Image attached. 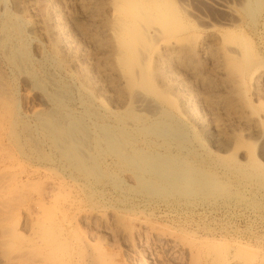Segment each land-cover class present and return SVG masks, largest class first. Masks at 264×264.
Here are the masks:
<instances>
[{"label":"bare ground","instance_id":"6f19581e","mask_svg":"<svg viewBox=\"0 0 264 264\" xmlns=\"http://www.w3.org/2000/svg\"><path fill=\"white\" fill-rule=\"evenodd\" d=\"M9 1L16 20L21 19V14L32 17L28 24L36 49L40 52L42 45L47 47L54 60L56 58L64 66L71 67L69 75L87 98V102L82 104H98L101 111L105 110V115L99 117L105 124V131H108L100 136L102 140L96 138L100 144L105 141L111 151L118 155L120 162L115 160L114 164L126 174L127 180L134 179L133 174L147 191L155 194L160 191L179 195L184 193L191 197L199 193L209 195L213 188H222L225 185L223 180L227 181V176L233 171L231 167L243 170L242 167L246 165L244 170L247 173L253 172L264 181V163L259 159L264 158V1L211 0L214 8L219 10L215 8V11L222 15L219 18L198 15L199 19H194L197 16L194 14L191 17L187 4H182L183 0H48L41 11L36 4L42 0H31L35 3L29 0ZM261 12L262 18L257 22ZM68 20L73 24L72 34L75 33L77 42L68 33ZM73 84L76 85L75 82ZM2 86L0 83V92L2 88L7 91L6 85L5 88ZM57 100L54 102L57 103ZM6 101L1 94L0 128L5 130L6 125L9 129L14 124V117H9L14 116L9 110L10 100L8 103ZM38 101H42L41 97ZM196 106L212 117L210 124H205V116H199L204 112L199 113ZM94 112L99 113L98 109ZM58 113L56 111L55 114ZM222 115L228 117L226 122H221ZM62 116L53 117L54 141L62 142L65 151L71 154L70 159L77 158L78 161L80 153L77 166L81 164L88 168L89 157L85 156L86 151H82L80 146L81 141H85L82 136L86 135L84 131L88 128L82 126L81 122L77 124L78 121L67 123V117L64 120L61 118L65 116ZM72 117L74 119L76 116ZM83 127L86 130L83 131ZM190 127L201 131L215 148V152L212 151L218 158L215 161L222 167L213 169L217 172L222 170L223 173L219 172V175L213 170L209 171L213 156L206 159L196 154L195 148L193 150L192 146L189 148L185 145L189 134L193 140L199 141L192 135ZM248 142L254 143V146H249ZM124 146L134 151L128 152ZM258 147L262 154L257 153ZM161 148L165 151L163 155L159 153ZM51 149H55V146L53 148L51 145ZM124 149L128 154L124 153ZM93 151L91 147L89 153ZM106 152L101 154L107 157H103L105 163L109 160ZM2 153L0 264H264V260L261 261L262 258L249 246L230 244L215 232L208 234L207 231V235H201L196 230L190 231L186 226H181L180 218H176L172 210H166L170 208L167 202H158L156 209L149 214L135 206L115 208L114 218L106 221L97 214L100 211L97 212L79 198H69L68 195L61 202L63 194L60 195L59 190L58 194L49 196L50 203H46L47 199L42 195L35 204L37 211L34 212L32 200L26 202L25 196V192H28L25 191L26 187L32 184V171L25 169L14 173L16 168H22L20 158L17 159L11 150L5 149ZM89 170L93 174L95 168ZM240 172L243 174V171ZM81 186L82 192L88 187L85 182ZM208 203H194L192 207L188 203L185 205L196 211L207 210L208 206L212 208ZM86 224H96L97 234H111L118 227L121 234L118 241L121 243H117L116 235L114 239L111 238L113 244L110 246L113 249L103 248L99 245L101 233L96 236V232L90 231L93 235L90 234L84 226ZM123 245L125 255L115 252Z\"/></svg>","mask_w":264,"mask_h":264},{"label":"rangeland","instance_id":"374dc122","mask_svg":"<svg viewBox=\"0 0 264 264\" xmlns=\"http://www.w3.org/2000/svg\"><path fill=\"white\" fill-rule=\"evenodd\" d=\"M30 1L31 0H29V2ZM47 1L48 0H42L43 3L40 1L41 2L40 4H36L38 9L41 8V9H39V11H41L42 9L45 8V4H47ZM179 1H182V0H179ZM261 1L263 2L264 0H261ZM5 2H7V3L4 4V0H0V59H1L0 60V64H1L0 65V70H1L0 71V83L3 84L2 87H4V88L6 85L7 91H4L5 89L2 88V91H1L2 93L0 92V95L3 94L4 98L7 101L10 100L9 103L7 101L6 102L9 104V105L8 104L7 105L10 107V109L9 108L8 109L10 110L11 114L14 115V116H9V117H14L13 118L14 121H12V123H14V124L10 125L9 129H8V125H6L7 131L5 130V128L4 129L0 128V137H1L0 138V153H2V150L7 149V150H11V152L13 154L15 153L14 155L16 156L17 159L20 158L19 163L22 165V168H16L14 173H17V172L20 173L25 169H27V171H32V174H33L32 175L33 176L32 177V184L30 183L31 186L26 187L25 191H28L29 194H28V192H25L27 194L25 196L27 197L26 202H31L30 200H32V209L34 212L37 211L35 204L40 201V197L42 195H44L45 198L47 199L45 202L50 203L49 196L53 195L54 193L58 194L59 192H60L59 193L60 195L63 194L61 196V200H60L61 202L68 195H69L68 196L69 198H79L81 201H84V202L86 201L87 203L86 202L85 203L88 205H91L94 209L97 210V212L100 211L102 214L99 212L97 214H100L101 216H103V218L106 221H109L111 218L112 219L114 218V214L116 213L114 210L115 208H125V207L126 208H132L133 206H135V207H138V209H140L141 211L147 212L145 214H149L156 209V207L159 204L158 202H160L161 204L162 203L165 204L167 202L166 204L169 203L168 205H170L171 209L169 207H168V209H166L167 207H162V208L166 209V210H172L175 213V217L180 218V221L182 223L181 226H186L190 231L196 230V232H200L201 235H204L207 231H208V234H213L215 232L218 236L220 235L221 237L226 238L227 242L230 241L229 242L230 244L235 243L234 245L239 244L241 246L242 245H244L246 247L249 246L248 248L252 249V251H254V252L256 251V253L258 254L257 256L259 258H262L261 261L264 260V258H263L264 257V246H263L264 245V181H261L263 178H260L259 176L257 177V175H255V173L253 174V172L247 173V171L244 170L246 168L245 167L246 165H244V167H242L243 170H241V169L238 170L237 167H231L233 171H232V173H230L227 176V181L223 180V182H225V185H223L222 188H213L211 190L212 194L207 195V194L199 193L201 196L199 194H195L194 197L193 196L191 197V196L186 195L184 193H183L184 195L183 194L179 195V194H171V193L165 192V191L164 192L160 191L161 193L159 192L156 194H155V192H151L150 190H148L149 191L148 192L146 189H144L145 187H142L138 183L135 175H133V174L131 176L134 179H130V181H129V179L127 180L126 174L122 173L121 170L117 169L118 167L115 166V164H114L115 160H116V162H118V161L120 162L118 155L115 152L111 151L112 149H110V147H108L106 145L105 141H102V144H100V142L98 143V140L96 138V137H98V139H100L103 136V134H105V132L108 131V130L105 131V129H106L105 124L103 121H101V116L99 117V115H102V114L105 115V110L101 111V109H99L98 104H95V105L90 104L91 106L90 105L86 106V105L82 104V102H87V98L83 94V92L79 91L78 83H76V81L73 80V78H71V76L69 75L68 71L71 70V67L68 68V65L64 66V64H62L58 59H57L58 60L57 61L56 58L54 60V57L50 56V54L48 52V48L44 47L43 45H42L43 50L41 49L42 51L40 50V52H39L36 49L35 45H33L34 44L33 43L34 38L32 37V35L30 33V25L28 24V23H30V21H32L31 20L32 17L30 18V17H28V15L24 16L21 14L20 15L21 19L16 20L13 17V13H15L13 5L11 4V2L9 0L8 1L5 0ZM31 2L35 3V1H31ZM211 2H212L211 0H183L182 4L183 3L187 4L186 7H188V9H189L191 17L193 14H194V16L197 15L196 18H194V19H199L198 15H200L201 17H204V18H206L208 16L209 17L211 16L212 18H215V17L219 18L222 14L220 15L221 12H218L219 10L216 7L215 8L218 11H215L216 9L214 8V5L211 4ZM216 12L219 14H217ZM201 13H203V14H201ZM205 14H206V16H205ZM260 14H261V16H260ZM260 14H258V17L256 20L257 22H259L261 20L263 12H261ZM10 15H12V16H10ZM31 16H32V14H31ZM67 23L68 24L66 26L69 29V30L67 29L68 33L70 34V36L72 38H74V41L77 40L75 33L72 34V31H74L73 30L74 28H72L73 24L71 23L70 20H68ZM71 24H72V27H71ZM70 27L72 28V30L70 29ZM255 27H256V25H255ZM19 34L21 36H18ZM23 34H24V36H22ZM29 34H30V36H28ZM29 37H31V38H29ZM30 39H31V41H30ZM75 42H77V41H75ZM33 47H34V49H33ZM45 51H46V53H45ZM35 52H37V53H35ZM38 52L41 53V55ZM46 54H47V56H46ZM23 57H24V59H23ZM50 58L53 60H51ZM54 61L56 63H54ZM59 68H60V70H59ZM67 76H68V78H67ZM2 77H4V78H2ZM5 77H6V79H5ZM51 79H52V81H51ZM47 82L49 85V89H48ZM74 82L76 85L73 84ZM51 83H53V84L56 83V84L53 85ZM191 85H193V84H191ZM51 86L54 87L55 90ZM59 88H61L63 94L60 92L61 90H57ZM193 88L195 89V86ZM197 91H198V89L195 90V93H197ZM53 92H54V94H53ZM56 93L57 94L59 93V94L57 95ZM60 93H61V95H60ZM36 95L39 97H37ZM51 95H52V97H50ZM63 95H65V96H63ZM48 96L50 97V99ZM40 97H41V100L43 101V103H42V101H38V100H40ZM57 97H59V98H57ZM64 97H65V99L66 98L67 99L65 100ZM51 98H54V99L51 100ZM55 99H58L59 101L57 100V103H56V101L54 102ZM60 101H61V103H60ZM44 102L45 103L51 102V103L45 104ZM65 103H66V106H65ZM43 104H45V105H43ZM61 104H63V106H60ZM56 107H59V108H56ZM96 107H98V108H96ZM35 108H37V109H35ZM52 108H55L56 110L55 109L52 110ZM97 109H98L99 113L94 112V110H97ZM199 109H201V108L196 106V110L199 113H201L202 111L205 113V114L204 113L199 114V116H202V115L205 116V117L202 116L205 124L206 125L210 124V122L212 121V117L210 115H208L207 111L199 110ZM54 110H55V112H54ZM56 111H57V113L58 112L59 113L55 114ZM90 111L93 113H91ZM49 112H51V113H49ZM53 113H54V115H53ZM220 113H223V112H220ZM41 114H43V115H41ZM60 114H61V116H60ZM93 114H95L96 116H94ZM97 114H98V116H97ZM56 115L57 116L59 115V117H63L62 115H64L65 117L61 118L64 120H66L65 118L67 117V119H68L66 121L67 123H70V121H74V122L78 121V123L77 122H75V123L80 124V122H81L82 126H84L86 129L88 128L86 130L83 127V131L86 130V131H84L86 135L82 136V138H84L85 141L82 140L81 144H80L81 150L86 151V155L84 153H83V155L89 157V158H87V159H89L87 161V165L89 166L88 168H85V166H83L81 164H79V165L83 166L84 168L80 166V169H79V165L77 166V164L79 163V159H80V157H79L80 153H78V155H79L78 161H76L77 158L75 160L70 159L71 154L68 152V150L65 151L64 145L61 144L62 142H55L56 138H54V135H53L54 129L52 128V124H53V117L54 116L56 117ZM69 115H71V117L72 116H74V117L76 116V117L73 119V117L71 118ZM225 116L226 115H224V116L222 115V118L220 119L221 122L227 121L228 117H225ZM80 117H81V119H78ZM88 117H90L91 119ZM45 118H46V121H45ZM47 118H49V120ZM98 118H100V119H98ZM70 119H72V120H70ZM205 119L207 120L208 123L206 122ZM64 120H62V123ZM2 122L4 123V121H2ZM92 122H94V123H92ZM50 124H51V126H50ZM102 124H104V125L102 126ZM2 131H4V132H2ZM190 131L192 132V135H194V137H196L197 140L199 138V141L201 143L199 141L193 140V138H191V135L189 134L186 136L187 141H186L185 145L189 148H191L190 146H192L193 150L195 148L194 151H196V154H201L206 159H208L209 157L211 158L213 156L214 160H212V162L211 161L209 162L210 163V165L208 167L209 171L213 170L214 173H216V174L218 173L219 175H220L219 172L223 173L224 171H222V170H219V172L214 170V169L218 170L219 168L222 167V166H218L221 164H219V162L215 161V160H218V158H216L215 153H213V152H215V148H213L210 145V143L207 141V139L205 137H203L204 135L202 134L201 131L194 129L193 127H190ZM11 132H13V133H11ZM14 133L16 136L14 135ZM12 134H13V137H12ZM120 134L121 133L119 132V135ZM87 135L89 137H87ZM129 135L133 137V135H131V134H129ZM197 135H199V136H197ZM130 136H129V138H132ZM8 137H10V138L8 139ZM121 138L123 139V137H121ZM247 138H248V136H247ZM54 139H55V141H54ZM124 139H125V137H124ZM101 140H102V138H101ZM45 141H46V143H45ZM82 142L83 143L87 142V144L85 145V143L83 144ZM94 142H96V143H94ZM175 142H177V141H172V143H175ZM1 143H2V145H1ZM53 143H54V145H53ZM59 143H60V145H58ZM199 143L201 144L202 148H200ZM253 144L254 143H252V142H248L249 146H254ZM51 145L53 148L55 146V149H51ZM96 145L99 147H97ZM88 146H90V148ZM57 147H58V150H57ZM91 147L94 149V151H93L94 153L92 152L90 154L89 151H90ZM106 147H107V149H106ZM164 147L166 148V146H164ZM211 147H212V150H211ZM124 148L128 152L129 151L131 152L133 150L129 146H128V148H127V146H124ZM140 148H142V145H140ZM205 148H207V149H205ZM125 149H124V153L128 154V152H126ZM101 150L103 153H105L108 150L106 152V153H108L106 155L109 158V160H106V163H108V164H106L103 161V157H106V156H101L102 152H98ZM103 150H105V151H103ZM109 150H110V152H109ZM160 150H161V152H159L160 154H162V155L165 154V151L163 148H161ZM259 150L260 149L258 147L257 153L259 152ZM138 151L139 150L137 149V152ZM210 151L211 152L213 151L212 154ZM259 153H261V151ZM262 153L264 156V150ZM19 154H20V156H18ZM67 154H69V156ZM210 154H211V156H210ZM110 155H111V157H109ZM116 156L118 158H116ZM259 159L264 163V158L263 159L259 158ZM92 160H94V161H92ZM112 160H113V162H111ZM239 160L241 163L242 160L240 158H239ZM109 165H111V166H109ZM230 166H233V165H230ZM92 167L95 168V170H94L95 172L93 171V174H90L91 172H90L89 168L91 169ZM235 168L237 169V171ZM240 171H243V174ZM104 174L106 176H104ZM249 174H250L251 178L249 177ZM101 176H103V177H101ZM127 176H129V175H127ZM86 177H87V179H86ZM33 178H35V179H33ZM74 180L75 181L77 180L78 183L77 182L75 183ZM134 181H135V183H134ZM83 182H85L88 185V187L84 190L87 192L85 194H84V191L82 192L83 187L81 185ZM128 185L131 186L132 188L129 187ZM133 185L135 188H133ZM139 186L141 189L138 188ZM63 189H65V190H63ZM88 189H89V191H88ZM215 190H217V191H215ZM65 191H67V194ZM213 191H214V193H213ZM86 195H87V197H86ZM155 195H157V196H155ZM63 196H64V198H63ZM187 198H190V200L189 201L186 200ZM161 199H163V201ZM143 200H145V202H143ZM147 200L148 201L149 200L155 201V203L152 202L153 203L152 204L150 202L151 203L150 204L147 202ZM178 200L182 203H180ZM185 201H187V202H185ZM156 202H157V205H155ZM174 202H176V204ZM204 202L206 204L208 202H210L208 204L212 205V208L208 206L207 210L201 209V210H196V211L193 210V208H191L192 204H194V203H204ZM186 203H188L189 206H191V207L186 206L185 205ZM181 208H182V210H181ZM161 209L156 210V213L158 211H160ZM178 209L180 210V212ZM184 211H186V212H184ZM202 212H204V213H202ZM110 216H113V217H110ZM193 217H194V219H193ZM189 222H191V224ZM198 223H199V225H198ZM84 226H86L88 228V231L90 234H92L91 232L95 233L97 230L96 224H94V225H89V224L87 225L86 224ZM84 226H82L83 230L87 231V229ZM200 229H202V230H200ZM93 230H95V231H93ZM113 231H115L116 233L111 231L112 232L111 234L109 232H108V234L105 232L104 233L99 232L97 234V232H96V236H99V234L101 233L100 234V238H101L100 242L101 243H99V245H101L103 248L108 247L110 249H113L110 246L113 244V243H111V241H112L111 238L113 237L112 239H114L116 237V235H117V238H116L117 243H121L118 241V239H121L120 236H118V235H121L118 232V227L114 228ZM112 234L115 236H113ZM206 235H207V233H206ZM124 248H125V246L123 245L122 247H120L119 250L115 249V252H122V254L125 255L126 250Z\"/></svg>","mask_w":264,"mask_h":264}]
</instances>
